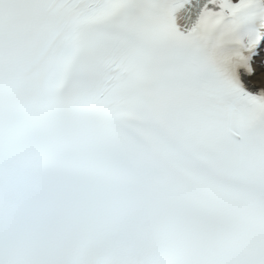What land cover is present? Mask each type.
<instances>
[{
    "label": "snow or ice",
    "instance_id": "snow-or-ice-1",
    "mask_svg": "<svg viewBox=\"0 0 264 264\" xmlns=\"http://www.w3.org/2000/svg\"><path fill=\"white\" fill-rule=\"evenodd\" d=\"M0 264H264V0H0Z\"/></svg>",
    "mask_w": 264,
    "mask_h": 264
}]
</instances>
